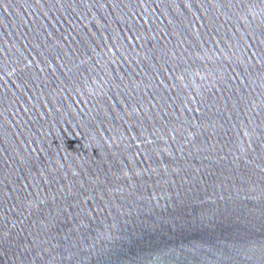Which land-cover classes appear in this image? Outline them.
Segmentation results:
<instances>
[{
  "label": "water",
  "instance_id": "obj_1",
  "mask_svg": "<svg viewBox=\"0 0 264 264\" xmlns=\"http://www.w3.org/2000/svg\"><path fill=\"white\" fill-rule=\"evenodd\" d=\"M0 264H264V0H0Z\"/></svg>",
  "mask_w": 264,
  "mask_h": 264
}]
</instances>
